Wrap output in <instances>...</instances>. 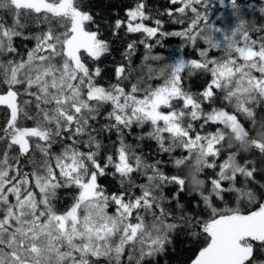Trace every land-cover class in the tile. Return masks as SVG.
Wrapping results in <instances>:
<instances>
[{"label":"snow or ice","instance_id":"obj_1","mask_svg":"<svg viewBox=\"0 0 264 264\" xmlns=\"http://www.w3.org/2000/svg\"><path fill=\"white\" fill-rule=\"evenodd\" d=\"M170 2L181 5L177 13L193 14L185 31L164 33L159 19L156 27L146 26L150 17L140 0L126 11L127 21H115L114 32L124 26L127 33H142L145 38L138 43L146 49L144 61L160 59L148 43L158 34L184 37L191 44L202 41L207 45L200 52L203 59L172 62L156 77L149 68L147 80L137 78L126 91L122 84L129 76L124 67L117 68L118 82L107 87L97 83L101 69L89 68L90 61L109 51V44L98 30L89 29L93 16L80 10L78 0H0V11L12 18L7 24L0 17V106L6 109L0 126V264H101L102 258L107 264H124L126 250L127 264H144L162 252L171 243L170 233L179 227L168 222L172 214L163 206V188L175 184L183 191L186 180L165 175L157 167L160 161L148 163L126 142L133 125L145 124L151 126L147 136L157 141L160 151L187 153L174 160L176 168L194 163L203 177L206 168L218 167L211 194L201 193L208 215L195 219L200 231L191 235L201 246L191 264H256L254 246L258 243L264 252V202L251 190L235 186L237 174L251 178L255 169L249 170L247 161L240 169L232 168L230 154L235 151L225 135L231 131L239 137L244 129L254 133L255 112L249 105L264 102V36L254 39L251 34L264 29L241 18L237 0H231L238 17L232 30L210 25L207 11L197 8L207 10V0ZM29 23L45 28L24 35ZM217 32L223 33V42ZM15 37L35 41L26 58H16ZM136 44H128L126 56L135 53ZM211 50L224 56L209 58ZM186 69L211 76L200 99L181 85ZM160 77L163 83L153 87L149 81ZM214 90L249 121L248 127L222 107L205 111L202 105L214 100ZM106 105L111 106L104 117L107 123L94 127ZM27 121L32 126H25ZM209 124L216 126L214 131H197ZM102 132H115L117 137L115 151L103 166L98 159L102 142L97 139ZM254 143L264 153V142ZM222 153L225 158L217 165ZM109 167L114 169L111 175L120 177L119 192L108 193L97 182ZM224 181L230 182L227 189L222 188ZM61 188L78 190L63 212L55 204ZM224 191L236 193L235 207L214 206L212 195L223 200ZM179 219L193 227L192 217Z\"/></svg>","mask_w":264,"mask_h":264},{"label":"trees","instance_id":"obj_2","mask_svg":"<svg viewBox=\"0 0 264 264\" xmlns=\"http://www.w3.org/2000/svg\"><path fill=\"white\" fill-rule=\"evenodd\" d=\"M140 0H78V4L81 11L87 12L93 16L94 23L88 25L92 31H99L100 38L107 41L109 44V51L105 53L99 60L89 62L90 69L99 67L101 69L100 76L97 78V83L101 86L107 87L110 83H117L116 71L119 67H124V75H128L129 79L124 81L122 86L126 91H129L131 84L136 83L137 78L143 77L147 80L149 75V68H151V75L156 77L160 72V69L165 68L172 62H177L180 59H186L187 61H202L200 52L207 48L202 41L197 40L195 44H191L184 37L177 36H158L156 38H149L148 43L153 45L152 55L159 56V60L144 61L143 57L146 53V49L142 44L138 42L145 37L142 33H127L124 26L119 31L113 29V25L117 19L127 21L126 11L132 8ZM208 9L205 10L202 6L197 5V8L203 13L207 11L209 16L210 25L216 26L221 29L232 30L238 23V17L235 10L231 7V0H207ZM145 4V13L150 17L145 20L144 23L149 27H156L155 20L161 21V31L164 33H173L179 31H185L191 26L193 14L187 12L185 15L177 13L175 10L181 5L179 3L172 4L170 0H143ZM240 5L241 18L251 23H254L256 27L264 29V12L261 8L264 7V0H237ZM172 12V15H168ZM0 17L7 24L12 23L11 16L6 11H0ZM204 26V21H201L200 27ZM45 28L41 25L39 28L35 24L29 23V25L23 29L24 35H30L39 32ZM253 38L264 36V31L251 34ZM216 37L223 42V33L217 32ZM159 40L160 43L156 44L155 41ZM137 41L135 46V53L131 56H126L128 51L127 46L129 43ZM13 45L17 48V59L20 57L26 58L27 52L35 45V41L28 39L25 40L22 37H15L13 39ZM224 56V53L220 50H211L209 52V58L219 59ZM240 61H237L239 63ZM181 85L185 91L196 95L197 99H200L199 93H201L211 80L209 73L203 70H193L189 72L187 69L181 74ZM259 76V73H254ZM166 76V73H165ZM153 87L159 86L163 83V77L154 78L149 81ZM223 93L220 90H214V100L210 102H204L203 108L205 111H210L213 107L224 108L227 111L237 114L235 109L228 105L222 99ZM253 107L255 112V129L260 127V122L264 121V102L256 105H249ZM111 110L110 105H106L98 116L97 121L94 123V127L99 128L101 125L107 123L104 117L107 112ZM167 111V109H162ZM6 109L4 106H0V126L4 122V116ZM238 119L249 126V121L245 120L241 114H237ZM198 124V122H197ZM25 126H32L31 121H27ZM216 126L206 125L204 129L197 127V131L201 134L205 132L214 131ZM151 131V126L145 124L143 128L133 125L130 132H126L125 140L128 144L135 147L137 155L142 156L148 163H155L160 161L157 167L168 176L177 175L184 177L187 175L189 169H198L194 163L185 164L179 168L174 166V160L176 158H182L187 153L182 149H176L172 153H165L160 151L157 141L150 139L147 133ZM191 135H194L190 133ZM167 135V134H165ZM144 136L143 140H137V137ZM97 139L102 142V148L99 156V162L103 166L105 157L109 154H113L115 151V144L117 137L115 132L109 134L102 132L98 135ZM168 142L166 141V144ZM237 144L235 148L231 147L234 151L239 148ZM2 150V145H0ZM225 158V154L222 153L217 160V165ZM241 164L244 165L247 161V167L249 170L255 169L251 178H245L242 175L237 174L235 186L237 188L251 190L258 199L264 202V153L254 148L250 153H241L238 156ZM212 158H209L211 162ZM114 171L111 167L105 170V175L98 176V184L107 190L108 193L121 191L119 180L120 177L111 175ZM218 167L216 169H205L203 177L206 181L205 188L203 190L204 195L211 194V179L216 178ZM133 177L137 179V182H141V178H138L136 174ZM230 186V182H222V188L227 189ZM136 194L139 195V190H136ZM163 194L166 198L164 207L167 211L171 212V216L168 218V222H175L179 227L172 233H170L171 243L166 244L162 252L147 259L144 264H191V260L198 252L199 243L198 237L191 235L192 231L199 232V226L195 225V219L207 218V209L205 208L204 201L201 194L193 193L187 182L184 185V190L180 191L179 187L175 184L167 185L163 188ZM78 195V190L74 188H61L57 191V199L55 201L57 210L60 212L65 211L71 206L74 196ZM223 200L218 199L214 194L212 195V202L216 207H224L225 203L229 207L236 206V193L224 191L221 193ZM241 206H244L243 201ZM111 211V209H110ZM180 217H192L193 227L188 226L186 220L179 219ZM151 219L150 217L148 218ZM127 250L125 253L124 264H127L126 260ZM253 259L256 264H264V252H261L257 246H254ZM101 264H107L106 261H101Z\"/></svg>","mask_w":264,"mask_h":264},{"label":"clouds","instance_id":"obj_3","mask_svg":"<svg viewBox=\"0 0 264 264\" xmlns=\"http://www.w3.org/2000/svg\"><path fill=\"white\" fill-rule=\"evenodd\" d=\"M227 144L233 148L236 147L237 144L240 145L239 148L236 149L235 152L230 154V164L234 169H240L243 167L238 156L243 154L250 153L255 148V141L264 142V121L260 122V127L256 130L255 134L249 133L247 129H244L240 132L239 137H237L236 133L231 131L225 133ZM189 189L196 194H201L205 188L206 181L202 177L199 169H189L187 175L184 176Z\"/></svg>","mask_w":264,"mask_h":264}]
</instances>
